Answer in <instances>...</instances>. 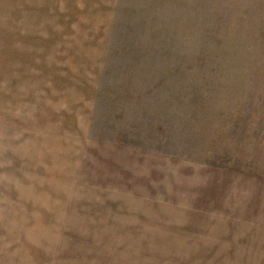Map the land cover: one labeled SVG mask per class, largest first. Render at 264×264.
Returning <instances> with one entry per match:
<instances>
[{
  "label": "rangeland",
  "instance_id": "obj_1",
  "mask_svg": "<svg viewBox=\"0 0 264 264\" xmlns=\"http://www.w3.org/2000/svg\"><path fill=\"white\" fill-rule=\"evenodd\" d=\"M115 1L0 0V264H264V0Z\"/></svg>",
  "mask_w": 264,
  "mask_h": 264
},
{
  "label": "crops",
  "instance_id": "obj_2",
  "mask_svg": "<svg viewBox=\"0 0 264 264\" xmlns=\"http://www.w3.org/2000/svg\"><path fill=\"white\" fill-rule=\"evenodd\" d=\"M98 1H99L98 3H100V6H102L104 8V9H100L103 12L102 16H100L101 17L100 19H102L103 21H105V19L106 20L109 19L111 21L113 14L115 13V4L114 3H116V1L115 0H98ZM47 2H48V0H44V4L46 6L48 5ZM59 4L61 5V10H63L65 8V6H66V9H68L67 7L69 6V0H59ZM77 4H76V10L81 11L79 9V7L77 6ZM47 10H50L49 6H48ZM109 23H107V24H109Z\"/></svg>",
  "mask_w": 264,
  "mask_h": 264
}]
</instances>
